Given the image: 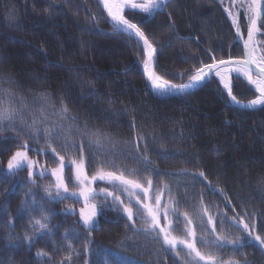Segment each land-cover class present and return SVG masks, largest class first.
Segmentation results:
<instances>
[{
    "label": "trees",
    "instance_id": "trees-1",
    "mask_svg": "<svg viewBox=\"0 0 264 264\" xmlns=\"http://www.w3.org/2000/svg\"><path fill=\"white\" fill-rule=\"evenodd\" d=\"M230 3L169 0L151 15L139 9H126L124 15L145 32L156 49V72L173 84H183L195 68L243 56L242 40L226 13ZM10 11L15 21L6 18ZM238 23L244 37L248 21L242 9ZM261 30L264 32V27ZM256 41L259 47L264 35L257 34ZM144 58L142 45L114 30L98 0H0V87L13 88L32 110L40 107V92L49 93L57 109L63 101L69 115L76 118L64 121L66 134L76 143L87 139L81 135L85 129L99 132L103 150L97 151L93 145L89 151L86 145L85 155L91 159L88 174L100 167L125 175L130 169H138L134 175L142 182L151 177L154 187L168 185L171 191L164 193L173 199L179 213L192 215L202 198L213 214L219 210L229 218H242L253 235L264 237V106L241 108L215 77L190 93L157 97L146 87L140 65ZM8 77L16 83L10 84ZM231 82L232 94L240 104L257 96L237 74H231ZM24 118L31 123L28 109L24 110ZM48 122H59V117L49 115ZM70 126L73 130L68 132ZM30 131L19 120L0 127L2 264H59L70 251L71 260L65 264H101V250L108 253L109 264L116 256L125 264H181V257L187 259L180 247L176 249L180 256L176 257L165 250L162 238L152 239L151 233L135 231L142 228L133 227L109 202L100 201L98 224L88 228L77 214L65 211V203L73 200L48 198L44 188L53 183L50 175H36L35 183H30L26 167L8 173L4 164L24 141L30 145V155H36L40 162L48 166L58 163L50 150L38 151L46 148L43 134L33 140ZM138 134L144 138L139 142V155L149 158V168L139 162L135 143H131ZM60 144L58 137L52 146L65 156L66 163L79 157L76 151L63 149ZM109 161L115 167H109ZM152 168L161 171L156 174ZM184 169L188 173L203 171L212 187L198 176L179 174ZM64 176L72 184L68 167ZM27 193L31 195L26 197ZM33 197L49 216L50 235H35L29 226V214L18 215L21 202ZM31 215L39 217L40 212ZM9 222L14 227H9ZM183 223L182 218L174 223L175 231ZM25 232L33 236L30 245L23 239ZM197 232L205 234L199 227ZM217 232L231 239L241 237L244 247L207 250L224 259L264 264V251L257 241L247 237L243 224L226 221L217 224ZM9 235L12 240L7 239ZM40 250L51 259L38 258Z\"/></svg>",
    "mask_w": 264,
    "mask_h": 264
},
{
    "label": "snow or ice",
    "instance_id": "snow-or-ice-1",
    "mask_svg": "<svg viewBox=\"0 0 264 264\" xmlns=\"http://www.w3.org/2000/svg\"><path fill=\"white\" fill-rule=\"evenodd\" d=\"M103 8L107 12V17L110 18L114 30L123 34H127L129 38L136 37L143 41L144 52L146 58L143 59L144 72L147 74V79L151 84V87L161 92H171L173 90L183 94H187L189 91L195 89L198 85L204 82L211 73H215V76L219 77L221 83H223L224 89L227 90L228 96L231 100L240 104L236 96L232 94L231 86V74L236 73L247 79L250 86L254 87L255 91L259 94L255 99L247 102L244 107H256L264 106V42L257 46L255 36L257 34L264 35L262 27L264 24H260V21H264V0H232L230 8H226L228 15L232 17V22L236 27L237 35L240 39H243L241 35V29L239 26V17L241 9L244 15L247 17V39H243L244 56L242 59L229 58L227 60L215 61L212 64L203 65L202 67L195 68L194 72L188 76V82L183 84H171L170 81L163 80L154 70V54L156 49L153 47L152 42L149 40L145 32L132 23L124 15L126 8L139 9L144 13L151 15L154 10L159 9L165 3V0H101ZM223 2V0H221ZM6 18L9 21H15L16 17L10 11ZM255 73V74H254ZM181 76L185 73H180ZM9 83H16L11 77L7 78ZM40 107L32 110L28 108V105L24 97L18 94L11 87H0V127L5 125L11 126L17 120L26 128L31 129L30 137L36 140L43 134L45 139L46 148L39 149L38 151L46 153L48 150L58 158V166L52 169H48L44 166H40L39 162L31 159L28 156V142L24 141L21 144V148L24 150L16 151L8 160L7 171L10 174L27 168L28 178L30 183H35L33 179L34 169L35 174L44 176L50 172L54 177V186L47 185L44 188L45 193L49 199L61 200L67 198L65 194H69L73 198L83 199L84 207L80 209V218L83 224L88 228H93L96 224V217L98 215L97 206L95 203H90L97 195L103 194L105 199L112 198L113 203L122 207L123 213L126 214L127 219L133 222L134 225V212L133 208L124 204L119 195L109 192L107 189H100L97 192L92 184L96 181H106L113 188L118 191H122L127 194L129 201L131 202L135 195V203L138 205L137 211L143 213L140 217L145 223V227L142 229L136 228L137 232H144L145 234L151 233L152 239L162 238V243L165 250H171L176 257L180 256V253L176 251L180 247L185 253L187 259L181 257V264H248L247 260L241 261L235 258H222L218 253H214L211 248H224L226 246H232L233 248L244 247V242L241 237L237 236L235 239H231L228 236L222 235L217 232V224L223 225L226 221H230L232 224H243V231L247 233L249 239H254L258 242L262 251H264V237L261 235H253L249 231V225L243 223L242 218L233 216L227 217L226 212L217 211L213 214L209 207L206 206L201 198L199 206L195 209L192 215L189 213H179L177 208L173 206L174 201L169 197V202L162 204L161 193L165 190L171 191L167 184H163L161 188L154 187V181L151 177H145L143 182L135 177V173L138 169H130L129 175H125L123 171L105 170L104 167L98 168L92 175H88L87 166L91 164V159L85 155L86 145L87 149L91 151L93 145L96 146L97 151L103 150L104 141L101 139L99 132L89 133L86 129L81 132L82 139L80 143H76L70 139L66 134L64 126L65 120L75 121L74 116H70L68 108L61 101V106L57 109L54 104L50 102V94L47 92L37 93ZM19 104V107L17 106ZM28 109L29 114L32 117L31 123H27L24 118V110ZM48 109H51L49 112ZM49 115H55L59 117V122H48ZM48 122V123H46ZM46 123V126L39 127L38 125ZM133 127L135 124L133 122ZM73 129L70 126L67 131L71 132ZM80 131V129H76ZM61 138L60 147L63 149H71L78 153L79 159L70 158L66 163V158L60 155L56 147H53V143L57 138ZM142 135H137L135 143L137 150V159L144 165L145 168L151 167V161L147 156L139 155V142L143 141ZM125 143H130L125 141ZM146 148V145H145ZM94 158V157H93ZM109 167H115L114 162L109 161ZM68 167L70 173L74 177V182L78 186V192L69 193L67 184L65 183L64 169ZM156 174L160 173V169H151ZM172 174V173H169ZM179 174H191L198 176L207 182L211 188V182L207 181V176L203 171L199 173H188V170H181ZM145 184L147 186H145ZM222 191V190H221ZM31 195L27 193L26 197ZM143 196L144 199H141ZM151 201V202H149ZM230 203V202H229ZM39 211L40 216L34 217L31 215L34 211ZM119 210V208L117 209ZM24 213L29 214V226L35 235H50L52 234L49 228V216L44 210L43 205L37 203L33 197L31 200L25 199L21 202V206L18 209V215ZM169 213L175 217V220L169 217ZM184 221V228L182 229L183 237H178L173 234L174 223L180 219ZM195 218V222H194ZM162 219L164 223H162ZM9 227H14V224L9 222ZM197 227L204 230L205 234L197 232ZM68 233H65V239H67ZM8 240H12L13 237L9 235ZM25 242L29 245L33 240V236H30L25 232L23 237ZM123 246V241L121 242ZM201 245L206 249L201 250ZM67 247L71 250L72 244L69 242ZM85 248L87 245L85 244ZM101 264H109L108 253L105 250H101ZM38 258L47 257L49 260L51 257L48 253L40 250L36 253ZM72 252L70 251L59 264H65V261H70ZM2 264V261H0ZM111 264H125L124 260L120 256H116Z\"/></svg>",
    "mask_w": 264,
    "mask_h": 264
},
{
    "label": "rangeland",
    "instance_id": "rangeland-1",
    "mask_svg": "<svg viewBox=\"0 0 264 264\" xmlns=\"http://www.w3.org/2000/svg\"><path fill=\"white\" fill-rule=\"evenodd\" d=\"M231 3H232V0H231ZM231 3L229 4V6H226V8H230ZM226 13H227V15H228V12H227V11H226ZM228 16H229V15H228ZM229 18H230V20L232 21V17L229 16ZM240 40H242V39H240ZM257 46H258V45H257ZM216 78L219 80V77L216 76ZM219 82H220V80H219ZM220 84L223 86V83L220 82ZM223 88H224V87H223ZM255 98H256V97H255ZM255 98H254V99H255ZM252 100H253V99H252ZM3 127H8V125H5V126H3ZM29 147H30V145L28 144V148H29ZM18 150H24V149H23V148H18V149H16V150L14 151V153H15L16 151H18ZM27 151H28V149H27ZM14 153H13V154H14ZM13 154H12V155H13ZM12 155H11V156H12ZM11 156L9 157V159L11 158ZM28 156H29L31 159L38 161L40 166H44V167H46V168H48V169H52V168H55V167L58 166V163H57L56 165H54V166H48V165H46V164L40 162L39 159L37 158V156H36V155H30L29 151H28ZM9 159H8V160H9ZM75 159H79V157H77V158H75ZM8 160H7V162L4 164V168H5L6 171H7ZM35 171H36V169H34V176H33V178L36 176ZM64 172H65V169H64ZM46 175H50V176H51V178H52V180H53L52 185L54 186V177L50 174V172H49L48 174H46ZM88 175H92V174H88ZM39 176H40V175H39ZM71 182H72V184H69V183L65 180V183L67 184L68 189H69V193H71V192H78V191H79V188H78V186L75 184V182H74V177H73V176H72V181H71ZM99 183H104V185L101 186ZM145 186H147V185L145 184ZM92 187H93L97 192H99L100 189H107L109 192H113L114 194L119 195L120 198H121V200L124 201V204L131 206V207L133 208L134 212H136V215H135L134 218H133L135 227H139V226H140L141 228H144V227H145V223H144L143 220L140 218V217L143 216V213L137 211V209H138V205L135 203V195L133 196V199H132V201L130 202L129 199H128V197H127V194H126V193H124V192H122V191H118L117 189L113 188L110 184H108L106 181H96V182H94V183L92 184ZM161 187H162V186H158V187H155V188H161ZM164 192H165V191H163V192L161 193V202H162V204H164V203H168V202H169V197H168ZM65 195H66V197H67V198H65V199L73 200V201H74V203H69V202L65 203V206H64L65 211H67V212H69V213L77 214V215H78V219H79V221L83 224V222H82V220H81V218H80V209L84 207L83 199H82V198H80V199L73 198V197H71L69 194H65ZM141 199H144L143 196H141ZM100 201H103V202H109V203H111L112 205L117 206V207L120 209V211L123 213L122 207H120L119 205L113 203L111 197H108L107 199H105V196H104L103 194H100V195H97L93 200L90 201V203H95V204H96V206H97V210H98V214H99V212L101 211V208H100V206H99ZM149 202H151V201H149ZM123 214L126 216L125 213H123ZM126 217H127V216H126ZM169 217H170L171 219H173V220H174V218H175V217L172 216L171 213H169ZM98 221H99V219H98V215H97V217H96V224H95V225L98 224ZM138 221H139V222H142V225H138V223H137ZM130 223L133 225V222H132V221H130ZM162 223H164L163 219H162ZM183 224H184V223H183ZM83 225H84V224H83ZM84 226H85V225H84ZM85 227H86V226H85ZM183 228H184L183 225H182V226H179V229L176 230V231H175V229L173 228V234L176 235V236H178V237H183V235H184V233H183V231H182ZM182 251H183V250H182ZM183 252H184V251H183ZM184 253H185V252H184Z\"/></svg>",
    "mask_w": 264,
    "mask_h": 264
},
{
    "label": "water",
    "instance_id": "water-1",
    "mask_svg": "<svg viewBox=\"0 0 264 264\" xmlns=\"http://www.w3.org/2000/svg\"><path fill=\"white\" fill-rule=\"evenodd\" d=\"M99 2H100V4H101V7L103 8V5H102V3H101V1L100 0H98ZM169 0H165V3L163 4V5H165L167 2H168ZM137 2H141V0H137ZM104 9V8H103ZM126 9H131V10H138V9H132V8H126ZM105 10V9H104ZM105 12H106V10H105ZM106 14H107V12H106ZM110 19V18H109ZM111 22V21H110ZM119 32V31H118ZM121 33V32H120ZM127 35V34H126ZM133 39H135L136 41H138L142 46H143V41H141V40H139L138 38H136V37H133ZM244 39H247V33H246V35H245V37H244ZM143 48H144V46H143ZM242 50H243V56H244V48H243V42H242ZM243 56L242 57H240V58H234V59H242L243 58ZM227 59H229V58H227ZM227 59H224V60H227ZM214 62V61H213ZM212 62V63H213ZM212 63H210V64H212ZM141 67H142V70H143V72H144V69H143V63H141ZM153 67H154V70L156 71V53L154 54V63H153ZM255 74V73H254ZM144 75H145V81H146V86H147V88L149 89V90H151L157 97H160V98H167V97H172V96H178V95H184L183 93H180V92H178V91H175V90H173V91H171V92H159V91H157V90H155V89H153L152 87H151V84H150V82L148 81V79H147V74L144 72ZM239 75V74H238ZM212 76H214V72L213 73H211L210 75H209V77L204 81V82H202L200 85H198L195 89H193V90H191V91H189L188 93H190V92H192V91H194V90H196V89H198V88H200V87H202ZM240 77H242V78H244L246 81H247V79L245 78V77H243V76H241V75H239ZM253 90H255L254 89V87H252V86H250ZM256 92V91H255ZM257 93V92H256ZM258 94V93H257ZM259 95V94H258ZM236 105H239L241 108H246V109H254V108H259V107H262V106H256V107H252V108H249V107H244L243 105H245V104H236Z\"/></svg>",
    "mask_w": 264,
    "mask_h": 264
},
{
    "label": "bare ground",
    "instance_id": "bare-ground-1",
    "mask_svg": "<svg viewBox=\"0 0 264 264\" xmlns=\"http://www.w3.org/2000/svg\"><path fill=\"white\" fill-rule=\"evenodd\" d=\"M101 1V0H100ZM99 2V1H98ZM102 3V2H101ZM99 4H100V2H99ZM101 5V4H100ZM163 6V5H162ZM103 9V8H102ZM104 10V9H103ZM105 11V10H104ZM110 20V19H109ZM112 24V23H111ZM118 32V31H117ZM120 33V32H119ZM156 53V52H155ZM140 65H141V63H140ZM141 69H142V67H141ZM143 69H144V67H143ZM143 71V70H142ZM144 73V72H143ZM158 74V73H157ZM215 74V73H214ZM159 75V74H158ZM145 76V75H144ZM160 76V75H159ZM163 80H165V79H163ZM145 83H146V81H145ZM248 83V82H247ZM249 84V83H248ZM147 87V86H146ZM158 91V90H157ZM159 92H161V91H159ZM2 128H6V127H2ZM9 159V158H8Z\"/></svg>",
    "mask_w": 264,
    "mask_h": 264
}]
</instances>
